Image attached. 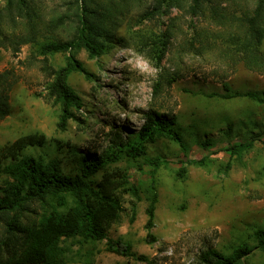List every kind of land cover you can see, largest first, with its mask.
I'll use <instances>...</instances> for the list:
<instances>
[{
  "label": "rangeland",
  "instance_id": "obj_1",
  "mask_svg": "<svg viewBox=\"0 0 264 264\" xmlns=\"http://www.w3.org/2000/svg\"><path fill=\"white\" fill-rule=\"evenodd\" d=\"M222 1V7L227 3L252 7L255 3ZM119 3L123 1L116 0L117 6ZM76 6L77 0H0V73L13 69L18 78L11 91L12 112L0 123V147L25 134L44 133L46 144L28 147L23 154L45 161L57 157L63 170L72 172L76 157L88 151L101 153L117 132L119 138L127 139L140 129L152 108L177 115L184 146L162 137L146 144V155L125 156L109 165L127 169L131 182L139 187L141 199L134 220L136 198L124 193L125 209L106 238L63 240L68 263L198 264L200 253L208 247L229 253L241 242L255 244L253 232L264 228V143L236 156L227 147L264 133V103L247 97L207 95L222 91L224 80L236 89L264 91V73L249 70L241 62L233 68L221 53L226 47L223 36L235 30L234 24H219L178 6L165 12L167 2L164 12L146 18L144 13L152 8L153 0H128L119 14L115 40L102 54L91 58L83 48L75 52L94 76L87 79L79 71L70 74L69 83L81 95L83 105L67 129L60 130V107L47 93L50 77L42 69L43 55L32 42L21 44L14 52L7 36L26 33L35 25L40 35L66 37L73 30L70 24L52 27L49 23L59 15L71 14ZM201 29L209 37L203 55L195 53L196 31ZM68 55L57 52L49 61L59 68ZM162 70L178 71L181 78L154 96V83ZM204 142L210 143L208 148ZM156 157L168 163L153 173L151 159ZM189 158L204 159L205 164L187 165ZM182 166L187 167L185 175H179ZM152 175L158 202L151 229L155 241L149 243L146 223ZM7 180H11L8 174L0 172V195ZM42 212L40 207L28 216ZM119 237L131 241L133 251L147 255L148 261L110 251L108 239ZM245 262L264 264V250L256 249Z\"/></svg>",
  "mask_w": 264,
  "mask_h": 264
},
{
  "label": "trees",
  "instance_id": "obj_2",
  "mask_svg": "<svg viewBox=\"0 0 264 264\" xmlns=\"http://www.w3.org/2000/svg\"><path fill=\"white\" fill-rule=\"evenodd\" d=\"M122 1L117 6L116 0H77L71 14L59 15L49 23L52 27L70 24L73 30L66 37L40 35L35 25L26 33L7 36L14 52L19 51L21 44L32 42L37 45L38 53L43 55L42 69L50 77L46 85L47 93L60 107L57 122L60 130L67 129L69 120L83 105L81 95L69 83L70 74L79 71L87 79L94 76L77 59L75 52L83 48L89 57L95 58L114 42L119 14L128 2ZM166 2L168 7L165 12L178 6L219 24H234L235 30L223 36L226 47L221 50L222 55L228 58L233 68L241 62L249 70L264 73V0H255L252 7L245 4L233 7L228 3L222 7V0H153L152 8L146 9L144 16L155 18L164 12L162 8ZM205 33L203 29L196 31V54L203 55L208 49L209 37L206 38ZM191 43L194 44L193 41ZM57 52H69L66 64L59 68L53 67L49 61L50 55ZM161 58L158 55L159 61ZM180 78L178 71L162 70L154 83V96L170 89ZM17 82L15 70L6 69L0 73V123L12 112L11 91ZM222 85V91H211L207 95L224 99L247 97L264 103V91L236 89L227 80ZM119 137L117 132L101 153L88 151L76 157L72 172H65L57 157L45 161L23 154L28 147L45 145L47 137L44 133L25 134L0 147V172L11 178L5 182L4 194L0 195V264H69L63 240L74 237L82 240L106 238L112 224L121 219L125 209L124 193L136 198L132 203L134 220L137 200L141 199L139 187L131 182L127 169L111 168L109 165L125 156L136 159L146 155V144L162 137L176 140L184 146L183 135L175 113L152 108L146 113L140 129L132 132L127 139ZM258 142L264 143V133L233 143L227 150L231 156L240 155ZM203 145L208 148L210 143L204 142ZM74 154L76 156L77 152L74 151ZM167 163L161 157L151 159L152 172ZM185 163L204 165L205 160L189 158ZM230 166L228 162L226 168ZM186 168L182 166L179 175H185ZM151 188L146 223L149 229L146 241L149 243L155 241L151 232L158 202L155 175H152ZM40 207L43 212L39 216H28L29 211L38 212ZM253 237L255 244L241 242L229 253L208 247L200 253L198 264H246V258L256 249L264 250V228L255 229ZM107 246L117 254L148 261L147 255H137L132 242L122 237L109 238Z\"/></svg>",
  "mask_w": 264,
  "mask_h": 264
}]
</instances>
